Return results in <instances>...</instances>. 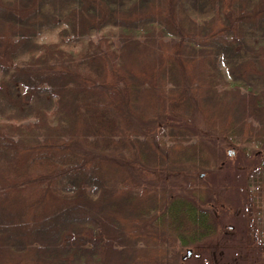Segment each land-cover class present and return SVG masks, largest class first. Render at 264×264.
Masks as SVG:
<instances>
[{
  "label": "trees",
  "instance_id": "obj_1",
  "mask_svg": "<svg viewBox=\"0 0 264 264\" xmlns=\"http://www.w3.org/2000/svg\"><path fill=\"white\" fill-rule=\"evenodd\" d=\"M224 140L264 165V0H0V264H169Z\"/></svg>",
  "mask_w": 264,
  "mask_h": 264
},
{
  "label": "rangeland",
  "instance_id": "obj_2",
  "mask_svg": "<svg viewBox=\"0 0 264 264\" xmlns=\"http://www.w3.org/2000/svg\"><path fill=\"white\" fill-rule=\"evenodd\" d=\"M56 38L55 32H46L39 36L40 40ZM165 113L168 121L175 122L176 115ZM196 118L199 120V115ZM121 126L124 134L140 132L139 126L131 124L128 127L124 120L121 121ZM159 130L160 127L150 129L146 136L154 142L161 140L169 144L171 141ZM222 143L225 144L224 157L220 160V165L217 164L210 170H202L212 197H215L213 202L216 207V232L190 245L183 246L178 240H175L174 247L166 244L169 264H264V192L259 194L260 201H256L257 192L264 187V165L260 162L262 157L255 154L257 146L253 143L236 144L228 140ZM181 168L189 173L198 171L196 167L189 165H181ZM240 168L242 170L238 171ZM201 169L198 172L201 173ZM175 181L172 176L166 187L174 185ZM181 181L182 178L178 179L179 184ZM249 205L251 209L247 211ZM187 249L191 251V256L182 259Z\"/></svg>",
  "mask_w": 264,
  "mask_h": 264
},
{
  "label": "water",
  "instance_id": "obj_3",
  "mask_svg": "<svg viewBox=\"0 0 264 264\" xmlns=\"http://www.w3.org/2000/svg\"><path fill=\"white\" fill-rule=\"evenodd\" d=\"M186 251H187L186 255H190L191 251L189 249H187ZM183 258H185V257H183Z\"/></svg>",
  "mask_w": 264,
  "mask_h": 264
}]
</instances>
